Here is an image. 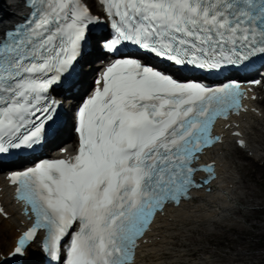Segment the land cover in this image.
I'll use <instances>...</instances> for the list:
<instances>
[{
  "label": "snow or ice",
  "instance_id": "6c2138e0",
  "mask_svg": "<svg viewBox=\"0 0 264 264\" xmlns=\"http://www.w3.org/2000/svg\"><path fill=\"white\" fill-rule=\"evenodd\" d=\"M96 3L106 21L87 0H16L19 18L0 7V157L42 142L62 106L51 93L75 88L69 77L89 40L111 58L77 110L75 154L10 174L35 219L8 257L39 241L49 264H138L157 215L212 190L215 165L199 160L222 143L215 121L248 110L239 82L212 87L173 72L211 75L264 57V0ZM99 25L108 31L94 36ZM128 45L136 51L125 54Z\"/></svg>",
  "mask_w": 264,
  "mask_h": 264
},
{
  "label": "bare ground",
  "instance_id": "6f19581e",
  "mask_svg": "<svg viewBox=\"0 0 264 264\" xmlns=\"http://www.w3.org/2000/svg\"><path fill=\"white\" fill-rule=\"evenodd\" d=\"M92 1L88 0L89 3ZM15 4L16 0H0V7L5 14L8 13L6 18L12 16L17 8ZM242 126L249 134V150L264 152V114L262 113L260 117L246 116ZM251 130L254 132L252 133ZM64 132L67 133L68 138H73L66 127L62 130L63 134ZM228 146L231 144L227 143L211 153L217 160L220 175L214 182L212 192L205 194L196 191L193 194L194 199L185 202L181 208H169L166 216L156 221V229L150 235L148 243L141 245L138 264H262L264 262V246L259 247L246 242L245 236L250 234L258 239L263 235V232H258L260 225L251 222V219L258 218L260 213L255 207L258 205L253 203V200L260 196V192L250 184L255 181L256 175L245 173V167L234 159V155L239 154L237 157L247 161L246 167L256 169L257 174L261 171L257 167L259 159L248 155L247 148L231 150L232 147ZM62 147L61 145L58 149ZM232 152L233 156L230 157ZM1 199L10 213L9 218L1 220V235L7 234L5 237L7 241H1L4 245L11 246L17 234L16 229L22 228L20 223L23 220L6 190L2 192ZM237 219L248 222L249 227H245ZM234 232L239 235L232 239L229 233ZM35 246V244L31 246L29 255H37ZM213 246L221 249L216 248L217 251H214L211 248ZM223 247L225 249H222ZM33 260L34 258L32 262Z\"/></svg>",
  "mask_w": 264,
  "mask_h": 264
},
{
  "label": "rangeland",
  "instance_id": "374dc122",
  "mask_svg": "<svg viewBox=\"0 0 264 264\" xmlns=\"http://www.w3.org/2000/svg\"><path fill=\"white\" fill-rule=\"evenodd\" d=\"M7 1V0H6ZM87 2H88V0H87ZM89 3V2H88ZM89 5H90V3H89ZM91 6V5H90ZM87 67V65L85 66V68ZM84 68V69H85ZM88 69V68H87ZM263 101V100H262ZM259 102V104L262 106V107H264V102ZM262 156H263V159H264V154L262 153L261 154ZM237 156H239V154L237 155ZM237 156H235V159H236V161H238L240 164H242L244 167H245V173H247V174H249V175H256V179H255V181H253V182H250V184H252L259 192H260V196L258 197V198H256V199H254L253 200V203L255 204V205H258V206H255L256 207V209L258 210V211H260V213L258 214V218H252L251 219V222H257V224L258 225H260V229L258 230V232H263V235H262V237L261 238H254L252 235H250V234H246L245 236H246V238H247V241L246 242H248V243H251V244H256L257 246H264V167H262L261 165H262V163L260 162V165L259 166H257L258 168H260L261 169V171H260V173L259 174H257L256 173V169H254V168H252V167H250V168H248V167H246L247 165H248V162L247 161H245V160H243V159H241V158H238ZM248 178H246V180H247ZM255 201V202H254ZM241 224H243V225H245V227H249V225H248V222H245V221H243V219H237ZM243 221V222H242ZM0 224H2L1 222H0ZM217 230H219V229H217ZM233 231V230H232ZM239 235V234H238ZM237 233L236 232H234V233H229V236H230V238H232V239H235L237 236ZM7 236V234L5 233V234H3V235H1V231H0V249L1 250H3V251H6V250H8V246L7 245H4L3 244V242L1 241V240H4V241H7L6 239H5V237ZM247 243V244H248ZM209 246H211V245H209ZM196 247V246H195ZM212 248V250H214V251H217V249H221V247H215V246H213V247H211ZM217 248V249H216ZM222 249H225L224 247L222 248ZM262 264H264V262L262 263Z\"/></svg>",
  "mask_w": 264,
  "mask_h": 264
}]
</instances>
